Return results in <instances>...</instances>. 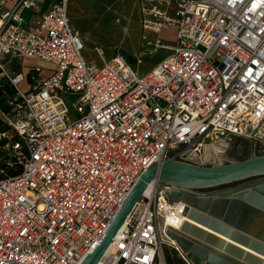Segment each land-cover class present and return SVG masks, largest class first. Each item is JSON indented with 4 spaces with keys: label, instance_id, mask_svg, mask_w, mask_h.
<instances>
[{
    "label": "built area",
    "instance_id": "obj_1",
    "mask_svg": "<svg viewBox=\"0 0 264 264\" xmlns=\"http://www.w3.org/2000/svg\"><path fill=\"white\" fill-rule=\"evenodd\" d=\"M67 2L0 0V264H81L149 166L264 141V0H138L143 48L168 51L143 77L122 53L86 61ZM23 9L42 11L31 27ZM150 183L97 264H164L174 186Z\"/></svg>",
    "mask_w": 264,
    "mask_h": 264
},
{
    "label": "water",
    "instance_id": "obj_2",
    "mask_svg": "<svg viewBox=\"0 0 264 264\" xmlns=\"http://www.w3.org/2000/svg\"><path fill=\"white\" fill-rule=\"evenodd\" d=\"M176 157V153L172 154L161 164L149 166L142 172L105 234L81 264L99 262V258L112 243L115 233L144 193L146 186L156 179L163 184L174 186L165 190V195L169 201L181 200L184 203L183 212L189 214V210L194 209L205 216L197 215L196 219L207 224L211 230L229 235L250 249L260 247L261 251H264V154L214 165L194 164ZM248 177L255 178L213 192L194 190ZM245 223L247 224L244 225ZM182 226L181 229L185 224ZM191 233L192 237L188 234L185 236L183 230L172 227L168 230L169 236L176 241L177 246L186 251L194 262L261 264L258 257H249L248 251L237 252L231 246L226 247L222 257H219L217 253L220 252L215 253L207 249L208 243H214V238L209 233L205 234L197 229Z\"/></svg>",
    "mask_w": 264,
    "mask_h": 264
},
{
    "label": "rangeland",
    "instance_id": "obj_3",
    "mask_svg": "<svg viewBox=\"0 0 264 264\" xmlns=\"http://www.w3.org/2000/svg\"><path fill=\"white\" fill-rule=\"evenodd\" d=\"M67 13L75 33L84 41L82 54L88 62H93L96 65L101 64V59L96 49L103 51L105 59L110 58L116 53H122L131 61L134 69L137 71V75L143 77L153 68L158 59L168 53L164 49L150 52L143 48L142 30L139 25V5L136 0H68ZM162 37L171 43L174 40V33L170 31L163 32ZM139 52H143L144 55L137 65L134 58ZM37 63L39 62L30 59H22L21 61V64L24 66ZM60 95L67 105L71 107L72 99L64 94ZM262 140H264V137H262ZM5 152L6 149L0 145V155L5 154ZM201 152L203 161L199 164H221L228 161L244 159L251 155L264 154V141L260 142L241 136L227 135L218 139L217 142H213L212 145L204 146ZM255 177L243 178L219 185L198 187L194 188V190L199 192H213L240 184L244 181L246 182ZM196 221L200 222L198 220ZM201 224L207 225L204 223ZM159 231L162 241L160 256L163 263L186 264L174 247H172V244L166 240L161 227ZM253 250L259 251V253L264 252L261 251L260 247H256ZM167 256L169 257V263L166 260Z\"/></svg>",
    "mask_w": 264,
    "mask_h": 264
},
{
    "label": "bare ground",
    "instance_id": "obj_4",
    "mask_svg": "<svg viewBox=\"0 0 264 264\" xmlns=\"http://www.w3.org/2000/svg\"><path fill=\"white\" fill-rule=\"evenodd\" d=\"M151 185L152 183H149L146 186L144 190V194H147L150 191V189L152 188ZM171 202H173L172 203L173 211H171L170 213H165L164 211H162L163 216L161 220L162 233L164 237L166 238V240L169 241L171 244L172 243L176 244V241L172 239L168 234V230L171 227L174 229L183 230V233L185 236H187L188 234L191 237H192L191 231L197 229L198 231L203 232L205 234L209 233L214 238V243H208L207 249L215 253L217 251L220 252V253H217L219 257H222L221 255L222 253L225 252L226 247L231 246V247H234L237 250V252H242V250L243 252L248 251L249 257H258L261 261V264H264V254H261L259 253V251L257 252L253 249H250L247 246L240 244L239 242L231 239L229 235H225L223 233H219V232H215L211 230L207 225L201 224L202 222L201 223L197 222L196 221L198 220L196 219L197 215H200L202 217H205V216L198 213L194 209L189 210L190 211L189 214L186 212H183L184 203L181 200L171 201ZM136 208H137V205L134 207L133 211H135ZM184 224H185L184 228L181 229V227H183L182 225ZM246 224L247 223H245L244 225ZM197 264H201V263H197Z\"/></svg>",
    "mask_w": 264,
    "mask_h": 264
},
{
    "label": "crops",
    "instance_id": "obj_5",
    "mask_svg": "<svg viewBox=\"0 0 264 264\" xmlns=\"http://www.w3.org/2000/svg\"><path fill=\"white\" fill-rule=\"evenodd\" d=\"M137 1H138V0H136V2H137ZM45 8H46V7L43 6L42 11H43ZM42 11H41V12H42ZM41 12H40V13H35V12L31 11L30 9H23V10H22V14H23L24 19H25V26H26V28H27V27H31V26L35 23V21L41 16V15H40ZM167 31H170V32L173 33V31H172L171 29H168V30L163 31V32H167ZM163 32H162V33H163ZM162 33H161V37H162ZM162 38H163V37H162ZM158 60H159V59H158ZM158 60H157V61H158ZM4 88H6L8 92H10V90H9L7 87H4Z\"/></svg>",
    "mask_w": 264,
    "mask_h": 264
},
{
    "label": "trees",
    "instance_id": "obj_6",
    "mask_svg": "<svg viewBox=\"0 0 264 264\" xmlns=\"http://www.w3.org/2000/svg\"><path fill=\"white\" fill-rule=\"evenodd\" d=\"M6 87L10 90L9 86H6ZM6 128H7L6 124H4L2 121H0V132L6 130ZM4 143H6L5 139L1 138L0 139V145H3ZM166 260L169 263V257L168 256L166 257Z\"/></svg>",
    "mask_w": 264,
    "mask_h": 264
},
{
    "label": "flooded vegetation",
    "instance_id": "obj_7",
    "mask_svg": "<svg viewBox=\"0 0 264 264\" xmlns=\"http://www.w3.org/2000/svg\"><path fill=\"white\" fill-rule=\"evenodd\" d=\"M248 181V180H247Z\"/></svg>",
    "mask_w": 264,
    "mask_h": 264
}]
</instances>
